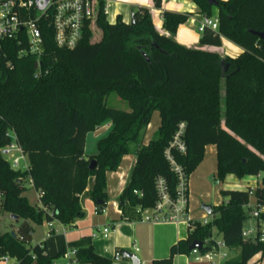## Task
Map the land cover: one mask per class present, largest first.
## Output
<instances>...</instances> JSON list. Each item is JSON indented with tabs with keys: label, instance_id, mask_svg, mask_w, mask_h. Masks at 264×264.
<instances>
[{
	"label": "trees",
	"instance_id": "1",
	"mask_svg": "<svg viewBox=\"0 0 264 264\" xmlns=\"http://www.w3.org/2000/svg\"><path fill=\"white\" fill-rule=\"evenodd\" d=\"M152 1L156 9H162L163 0ZM190 1L201 16L212 18L214 9L218 10V30L204 28L198 48L182 46L175 39L178 28L194 14L164 11L166 34L161 35L147 8L135 10L134 24L121 17L111 24L102 0L73 50L58 48L49 18L41 19L45 52L39 79L34 57H20L23 47L16 41L2 44L0 192L4 198L0 212L17 216L21 223L15 237L0 233V263L8 257L16 264H53L55 258L44 243L30 246L31 223L55 220L72 226L85 216L84 199L97 208L107 205V175L119 170L124 157L135 155L136 163L119 207L125 217L138 220V208L153 209L158 202L159 179L170 197L177 198L178 175L167 151L189 180L208 146L216 147L220 181L228 176L241 180L261 175L262 185L253 197L249 189L222 191L228 201L214 207L211 223L196 222L187 239L170 248L168 258L150 264H174L176 256L191 255L195 242L202 243L200 252L206 253L213 249L216 235L229 250H239L227 264H253L256 256L264 257V243L242 237L249 217L245 210L252 198L264 208V41L253 34L264 33V0H214L217 6L208 0ZM95 32H99L98 41H93ZM223 38L243 53L233 59L202 49L221 47ZM112 93L126 101L130 111L108 107L106 98ZM156 112L161 123L146 142ZM108 121L112 129L98 141L97 154L87 157L88 134ZM181 125L185 153L171 148ZM11 131L27 157L29 172L13 169L1 155L12 141ZM92 162H96L93 169ZM27 180L44 194L42 205L52 216L24 196ZM256 219L264 220V213ZM77 260L112 264L93 246L78 249Z\"/></svg>",
	"mask_w": 264,
	"mask_h": 264
},
{
	"label": "crops",
	"instance_id": "2",
	"mask_svg": "<svg viewBox=\"0 0 264 264\" xmlns=\"http://www.w3.org/2000/svg\"><path fill=\"white\" fill-rule=\"evenodd\" d=\"M139 7L147 8L150 11L154 27L161 35L166 34L163 30L162 19V13L164 11L194 14L186 24L181 25L178 28L175 39L177 43L182 46L188 48H198L202 34L200 28L205 16L198 14L197 6L193 2L190 0H163L162 9L158 10L155 8L152 0H111L109 3V15L107 16V19L111 24L116 23L118 17H121L125 23H131L132 14ZM213 12L214 15L212 18H216L218 10L215 8ZM202 49L216 52L221 56L233 59L239 57L243 53L242 48L238 47L225 38L222 39L221 47H204ZM106 128H109L108 131L110 132L112 129V123L110 122ZM146 142L148 141L146 140ZM208 153L217 159L216 147L208 146L205 150L203 162L205 161ZM86 156L89 157L88 155ZM203 162L200 164V166H198L195 172L199 170ZM123 163L125 164L124 169L122 166H120L117 172L109 173L107 175V191L109 200L107 203L106 213H98L96 211V204L89 199H84L83 208L85 216L72 226L66 227L58 221H53V226L51 228L48 227L47 222H44L42 225L31 223L33 233L30 246L44 243L48 254L55 258V260L61 259L63 250H65V252L77 251L78 249L86 246H93L97 254L110 259L112 264H132L130 260L124 258L121 261H116L115 255L118 252L121 254L124 252L134 253L140 259L142 264H150L153 260L168 258L170 255V248L177 242L186 240L189 230L184 223H141L138 221L126 222L123 219V216L119 213L117 208L119 206L120 196L129 182L131 171L136 163V156L130 155L124 157L121 165ZM195 172L193 174H195ZM110 175L112 176L113 180H117V186L113 192H111L109 188ZM228 177L230 178L234 176ZM254 178L256 177L249 176L241 179V181H244L242 185L243 188L237 189V191H245L248 188L256 189L260 187L261 185H259V182L254 180ZM190 181L191 177L189 178V206L192 216L197 220L202 219L207 215L202 210V208L201 215L193 214L194 210L191 207ZM25 187L27 191L25 192L24 196L27 197L29 203L32 206L40 207V200L38 198L39 193L33 188L31 181H25ZM227 190L233 191L236 189L227 188ZM251 203H255L253 198ZM218 204L220 203H217L215 206L212 205L213 209L214 207L218 206ZM1 217H8L12 221L14 224L13 227L15 226V230H13V232L16 234L19 230L21 221L12 220L10 215L4 213H1ZM104 229H109L107 237L104 235ZM50 231H52V233H50L51 235L47 237V234ZM215 239L220 240L222 238L216 235ZM223 252L226 253V255H228V253H234L228 248ZM59 255L60 257L58 258ZM238 255L239 251L236 253L235 257ZM263 259L264 257L262 258L261 255H258L252 260V262L262 264ZM224 263H227V259L221 261L219 264ZM0 264H16V261L14 259L8 258L7 261H2ZM75 264L81 263H79L77 260ZM174 264L207 263L196 262L192 256L181 255L174 258Z\"/></svg>",
	"mask_w": 264,
	"mask_h": 264
},
{
	"label": "built area",
	"instance_id": "3",
	"mask_svg": "<svg viewBox=\"0 0 264 264\" xmlns=\"http://www.w3.org/2000/svg\"><path fill=\"white\" fill-rule=\"evenodd\" d=\"M105 3L104 13L109 15V3L111 0H102ZM100 0H57L50 1L45 11L38 10L37 0H0V49L2 44L8 41H16L23 49L20 57L32 56L36 59L35 78L39 79L42 74L41 59L45 52L44 39L40 28V21L43 17L49 18L50 26L54 32V42L60 49L73 50L81 42L87 23L94 19L96 8ZM35 12V13H34ZM210 28L213 31L218 30V19L204 17L200 31L204 28ZM10 67L9 64H7ZM12 68V67H11ZM184 125L180 126V131L171 143V148L178 149L181 153L186 152L185 145L181 142ZM8 136L12 138L9 145L1 150V155L10 163L13 169L29 172L30 167L27 157L22 148L17 143L15 134L11 131ZM168 160L170 161L175 173L178 175L177 198L174 200L170 197L165 189V183L162 179L158 180L159 199L153 209H137L138 220H130L125 217L118 206L119 213L126 222L138 221L141 223L156 222H173L184 223L188 230H193L195 223L208 225L212 221V216L206 215L202 219H195L189 206V180H187L182 168L178 166L171 158L170 151H167ZM257 178L260 177L256 176ZM219 183V182H217ZM250 197H253L255 189L248 188ZM40 207L44 208L41 202L42 192H38ZM4 195L0 192V210ZM248 209L252 210L251 217L255 218L258 214L264 213V208L250 203ZM49 215L52 213L47 208ZM99 213L107 212V205L97 208ZM1 218V212H0ZM55 221V220H53ZM53 221H48L49 228L53 226ZM256 226L248 230L243 229L242 237L246 241L255 243H264V220L256 219ZM52 231L48 232L49 237ZM109 229H104L105 237L108 236ZM23 240V238H21ZM227 249L222 239H215V245L212 250L201 253L199 249H194L191 255L196 262H206L207 264H219L227 257L223 251ZM138 250V249H136ZM123 256L120 252L116 253L115 260L121 261ZM5 257L3 261H7ZM61 260V261H60ZM60 260H55L53 264H75L77 262V251H66ZM253 263V262H252ZM257 264V263H253Z\"/></svg>",
	"mask_w": 264,
	"mask_h": 264
},
{
	"label": "rangeland",
	"instance_id": "4",
	"mask_svg": "<svg viewBox=\"0 0 264 264\" xmlns=\"http://www.w3.org/2000/svg\"><path fill=\"white\" fill-rule=\"evenodd\" d=\"M100 35L99 32H95L93 41H98ZM106 104L108 107L121 110V111H130L128 103L122 100L116 93L110 94L106 98ZM110 121L106 122L103 126H101L97 132L90 133L86 139V147L85 153L88 156L96 155L97 154V143L100 139L105 138L108 135L109 128H106ZM161 123V119L159 114L156 112L153 115L152 122L146 132V140L148 141L152 138L153 134L157 131ZM217 159L216 157H212L210 153L207 154L205 161L203 162L202 166L199 168L195 174L191 176L190 181V192H191V207L194 210V215H201L202 205L203 204H211L215 206L217 203L218 206L221 203H226L228 200L224 198L221 194L222 191L227 190V188L233 189H241L243 188L244 181L236 177H227L223 182L217 178ZM124 163L121 165L124 169ZM202 176V177H201ZM259 182V185H262V176L260 175L259 178H254ZM219 182V183H217ZM109 188L110 191L113 192L117 186V180H113L112 176H109ZM217 207V206H216ZM246 213L248 219L244 222V229L248 230L251 227L256 226V219L251 217L252 210L246 208ZM3 218V217H1ZM0 218V233H12L15 230V226L13 227L12 221L8 217H4L3 219ZM216 234V233H215ZM239 250H232L234 253H228L226 259L227 262L232 260L236 253ZM227 264V263H224ZM264 264V259L262 261Z\"/></svg>",
	"mask_w": 264,
	"mask_h": 264
},
{
	"label": "water",
	"instance_id": "5",
	"mask_svg": "<svg viewBox=\"0 0 264 264\" xmlns=\"http://www.w3.org/2000/svg\"><path fill=\"white\" fill-rule=\"evenodd\" d=\"M51 0H37V6H38V10L43 12L46 10V8L49 6ZM209 4L212 6H217V3L214 0H208ZM135 23V13L132 14V18H131V24ZM254 35L258 36L261 40L264 41V33H254ZM96 166V162H92L90 165V168L93 169ZM21 182V181H20ZM202 210L208 215V216H212L213 214V206L209 205V204H203L202 205ZM12 220L18 221L19 218L17 216H11ZM11 235L13 237L16 236L15 232H12ZM202 248V243H198L195 242L190 246V250H194V249H199L201 250ZM124 259H128L132 262V264H142L140 259L137 257L136 254L134 253H130V252H124L122 254Z\"/></svg>",
	"mask_w": 264,
	"mask_h": 264
}]
</instances>
